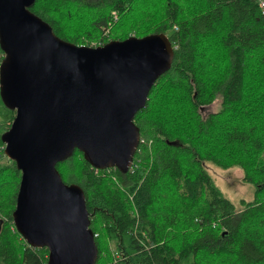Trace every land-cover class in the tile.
<instances>
[{"label":"trees","instance_id":"trees-1","mask_svg":"<svg viewBox=\"0 0 264 264\" xmlns=\"http://www.w3.org/2000/svg\"><path fill=\"white\" fill-rule=\"evenodd\" d=\"M30 10L76 45L165 34L174 48L170 70L135 115L145 142L134 154V172L97 170L78 149L57 164L63 181L85 193L96 264H264L259 1L36 0ZM4 57L0 43V66ZM218 98L220 109L205 115ZM10 111L0 120V159ZM205 162L241 168L255 185L254 199L236 206ZM21 175L14 160L0 163V264H48L49 250L30 246L14 225Z\"/></svg>","mask_w":264,"mask_h":264},{"label":"water","instance_id":"water-1","mask_svg":"<svg viewBox=\"0 0 264 264\" xmlns=\"http://www.w3.org/2000/svg\"><path fill=\"white\" fill-rule=\"evenodd\" d=\"M35 1L0 0V92L15 111L2 140L22 173L14 225L30 246L49 250L48 264H96L85 193L57 164L78 149L95 168L126 172L140 139L135 115L174 48L165 34L98 47L64 41L30 10Z\"/></svg>","mask_w":264,"mask_h":264},{"label":"rangeland","instance_id":"rangeland-1","mask_svg":"<svg viewBox=\"0 0 264 264\" xmlns=\"http://www.w3.org/2000/svg\"><path fill=\"white\" fill-rule=\"evenodd\" d=\"M221 99L218 98L212 105L208 106L204 114L209 112H216L220 109ZM12 112L4 107L0 106V120L10 119ZM8 157L1 158L0 163H6ZM205 170L209 173L215 185L221 190V192L230 199L236 206L242 200L252 201L255 197V185L243 180V172L239 167H231L229 169L220 168L210 162L204 163Z\"/></svg>","mask_w":264,"mask_h":264},{"label":"built area","instance_id":"built-area-1","mask_svg":"<svg viewBox=\"0 0 264 264\" xmlns=\"http://www.w3.org/2000/svg\"><path fill=\"white\" fill-rule=\"evenodd\" d=\"M259 1V3H260V6H261V8L264 10V0H258ZM93 46H102V45H100V44H94ZM145 142V140L143 139V138H141L140 137V139H139V143H144ZM139 146V145H138ZM138 149V148H137ZM133 163V162H132ZM132 167H133V164L129 167V169L132 171V172H134V169H132ZM97 170H99L98 168H96ZM107 169H110V168H107ZM128 169V170H129ZM117 257H118V255H117Z\"/></svg>","mask_w":264,"mask_h":264}]
</instances>
